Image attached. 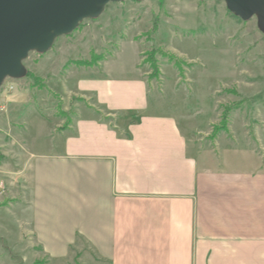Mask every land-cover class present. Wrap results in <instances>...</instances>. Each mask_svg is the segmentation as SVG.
<instances>
[{
  "label": "crops",
  "instance_id": "crops-1",
  "mask_svg": "<svg viewBox=\"0 0 264 264\" xmlns=\"http://www.w3.org/2000/svg\"><path fill=\"white\" fill-rule=\"evenodd\" d=\"M86 82L102 88L108 99L99 105L111 111L99 118L76 93L92 113L56 133L58 152L31 154L20 172L32 231L50 264L74 249L89 250L92 264H264L263 159L244 168L217 163L215 149L189 136L179 114L159 113L138 79ZM118 91L128 94L107 104ZM6 95L0 99L8 102ZM138 95L142 106L129 108ZM115 112L126 116L113 121ZM41 126L37 136L46 141Z\"/></svg>",
  "mask_w": 264,
  "mask_h": 264
},
{
  "label": "rangeland",
  "instance_id": "rangeland-1",
  "mask_svg": "<svg viewBox=\"0 0 264 264\" xmlns=\"http://www.w3.org/2000/svg\"><path fill=\"white\" fill-rule=\"evenodd\" d=\"M152 51L157 74L147 60ZM93 55L102 56L94 66L73 64ZM24 67V78L7 79L0 89L1 98L10 85L15 88L5 102L7 112L0 113V182L5 184L0 193V264H50L48 251L37 244L32 231L20 172L31 154L58 152L56 133L83 113H92L79 104L78 94L89 98L101 112L99 118L111 111L99 105L108 99L102 98V88L98 92L86 82L94 75L113 85L138 79L147 87L150 103L162 105L159 113L179 114L189 136L216 150L217 163L224 160L244 168L264 161L259 143L264 140V32L257 17L244 22L228 11L225 2L109 4L99 18L84 21L72 34L57 39L47 53H30ZM127 94L115 92L106 102L117 104ZM142 99L134 96L129 108L142 106ZM115 114L113 121L122 113ZM41 122L47 125V142L37 136L44 131ZM223 146L232 147L230 154H223ZM92 258L89 250L74 249L57 264H92Z\"/></svg>",
  "mask_w": 264,
  "mask_h": 264
},
{
  "label": "water",
  "instance_id": "water-1",
  "mask_svg": "<svg viewBox=\"0 0 264 264\" xmlns=\"http://www.w3.org/2000/svg\"><path fill=\"white\" fill-rule=\"evenodd\" d=\"M127 0H0V88L7 79L27 75L24 61L32 52L45 54L55 41L87 20L99 18L109 4ZM137 2L145 0H135ZM244 22L257 17L264 32V0H213Z\"/></svg>",
  "mask_w": 264,
  "mask_h": 264
},
{
  "label": "trees",
  "instance_id": "trees-1",
  "mask_svg": "<svg viewBox=\"0 0 264 264\" xmlns=\"http://www.w3.org/2000/svg\"><path fill=\"white\" fill-rule=\"evenodd\" d=\"M234 16V15H233ZM235 17V16H234ZM154 56H155V52L154 51H152L150 54H149V56L147 57V60H148V62L151 64V67L153 68V70H154V73H158V69H157V65H156V62H155V58H154ZM171 58V60L173 61H175L176 59L174 58V57H170ZM101 59H102V56L101 55H99V56H97V55H93V57L89 60V61H75V62H73V64L74 65H77V66H86V67H90V66H94V65H96V64H98V62L99 61H101ZM175 64H177L176 63V61H175ZM28 76L29 77H32V75L31 74H29L28 73ZM36 81H38L37 79H36ZM69 125H70V122H68L67 123V126H65L64 128H67V127H69ZM216 130H218V129H216Z\"/></svg>",
  "mask_w": 264,
  "mask_h": 264
},
{
  "label": "built area",
  "instance_id": "built-area-1",
  "mask_svg": "<svg viewBox=\"0 0 264 264\" xmlns=\"http://www.w3.org/2000/svg\"><path fill=\"white\" fill-rule=\"evenodd\" d=\"M15 90V88L10 85L8 89L6 90V94H10ZM7 112V106L5 104L4 100H0V113H6ZM5 190V184L0 182V193H3Z\"/></svg>",
  "mask_w": 264,
  "mask_h": 264
}]
</instances>
